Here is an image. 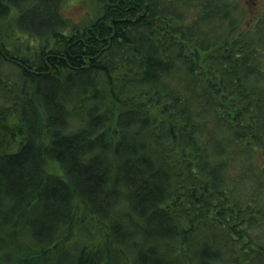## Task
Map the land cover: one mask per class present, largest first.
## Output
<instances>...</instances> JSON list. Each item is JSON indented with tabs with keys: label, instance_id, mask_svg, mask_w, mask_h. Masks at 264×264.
Instances as JSON below:
<instances>
[{
	"label": "trees",
	"instance_id": "16d2710c",
	"mask_svg": "<svg viewBox=\"0 0 264 264\" xmlns=\"http://www.w3.org/2000/svg\"><path fill=\"white\" fill-rule=\"evenodd\" d=\"M63 1L0 0V264H264V12Z\"/></svg>",
	"mask_w": 264,
	"mask_h": 264
},
{
	"label": "rangeland",
	"instance_id": "374dc122",
	"mask_svg": "<svg viewBox=\"0 0 264 264\" xmlns=\"http://www.w3.org/2000/svg\"><path fill=\"white\" fill-rule=\"evenodd\" d=\"M103 3V0H64L62 3V14L70 23H89L90 20L100 15ZM241 4L244 13L243 26H250L253 20L264 12V0H241ZM15 14L16 8L14 7L11 9L9 18L0 22L2 39H5V44L14 52L16 49L21 50L22 53L34 51L38 40L19 34L18 28L15 26ZM154 111H156L155 108ZM5 124H7V121H5ZM0 128L6 129L3 122H0ZM255 160L259 165L263 164L264 151L260 150L256 154ZM46 168L52 173H62L59 164L53 159H46ZM90 221L93 234L100 237L102 242L105 241L108 238V226L104 223H97V221L93 220V217L90 218ZM260 232L263 233V229Z\"/></svg>",
	"mask_w": 264,
	"mask_h": 264
}]
</instances>
